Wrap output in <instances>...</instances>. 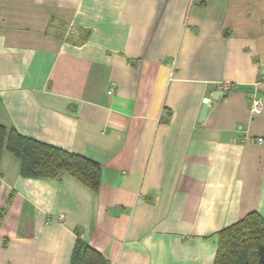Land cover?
<instances>
[{
  "label": "crops",
  "instance_id": "crops-1",
  "mask_svg": "<svg viewBox=\"0 0 264 264\" xmlns=\"http://www.w3.org/2000/svg\"><path fill=\"white\" fill-rule=\"evenodd\" d=\"M0 124L102 166L94 193L4 151L0 264H70L78 237L110 264H214L221 230L264 218V0H0Z\"/></svg>",
  "mask_w": 264,
  "mask_h": 264
},
{
  "label": "trees",
  "instance_id": "trees-1",
  "mask_svg": "<svg viewBox=\"0 0 264 264\" xmlns=\"http://www.w3.org/2000/svg\"><path fill=\"white\" fill-rule=\"evenodd\" d=\"M4 151L20 161L24 178L60 180L70 175L94 193L101 188L102 166L98 162L0 124V159ZM70 264L110 263L78 237ZM214 264H264V218L252 212L221 230Z\"/></svg>",
  "mask_w": 264,
  "mask_h": 264
},
{
  "label": "built area",
  "instance_id": "built-area-1",
  "mask_svg": "<svg viewBox=\"0 0 264 264\" xmlns=\"http://www.w3.org/2000/svg\"><path fill=\"white\" fill-rule=\"evenodd\" d=\"M219 86V90L221 91H228L230 89L235 88V85L230 84V83H221L218 85ZM109 94H112V89L109 90L108 92ZM263 111V103L262 100L259 98H253L250 102V106H249V112L251 117H256L258 115H260ZM258 143L261 145H264V139H258Z\"/></svg>",
  "mask_w": 264,
  "mask_h": 264
},
{
  "label": "water",
  "instance_id": "water-1",
  "mask_svg": "<svg viewBox=\"0 0 264 264\" xmlns=\"http://www.w3.org/2000/svg\"><path fill=\"white\" fill-rule=\"evenodd\" d=\"M212 99H217V97L213 95V96H212ZM211 104H212V102H209V103H207V104H205V105L203 106L202 113H201V117H200V121L203 120V119H205V116H206L207 110H208V108H209V106H210Z\"/></svg>",
  "mask_w": 264,
  "mask_h": 264
}]
</instances>
